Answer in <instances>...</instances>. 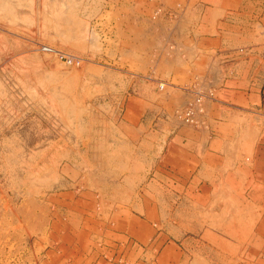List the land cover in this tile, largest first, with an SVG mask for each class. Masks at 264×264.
Returning <instances> with one entry per match:
<instances>
[{
    "label": "rangeland",
    "instance_id": "374dc122",
    "mask_svg": "<svg viewBox=\"0 0 264 264\" xmlns=\"http://www.w3.org/2000/svg\"><path fill=\"white\" fill-rule=\"evenodd\" d=\"M0 264H264V0H0Z\"/></svg>",
    "mask_w": 264,
    "mask_h": 264
},
{
    "label": "bare ground",
    "instance_id": "6f19581e",
    "mask_svg": "<svg viewBox=\"0 0 264 264\" xmlns=\"http://www.w3.org/2000/svg\"><path fill=\"white\" fill-rule=\"evenodd\" d=\"M51 1V0H50ZM60 1V0H59ZM62 1V0H61ZM62 4V3H61Z\"/></svg>",
    "mask_w": 264,
    "mask_h": 264
}]
</instances>
